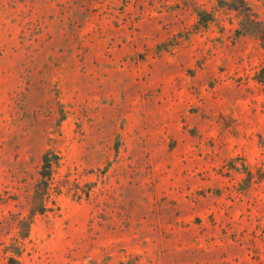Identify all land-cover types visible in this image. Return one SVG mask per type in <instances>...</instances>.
Listing matches in <instances>:
<instances>
[{
	"label": "rangeland",
	"instance_id": "rangeland-1",
	"mask_svg": "<svg viewBox=\"0 0 264 264\" xmlns=\"http://www.w3.org/2000/svg\"><path fill=\"white\" fill-rule=\"evenodd\" d=\"M16 237L20 264H264V0H0V264Z\"/></svg>",
	"mask_w": 264,
	"mask_h": 264
},
{
	"label": "trees",
	"instance_id": "trees-1",
	"mask_svg": "<svg viewBox=\"0 0 264 264\" xmlns=\"http://www.w3.org/2000/svg\"><path fill=\"white\" fill-rule=\"evenodd\" d=\"M60 160L59 155L52 152L45 153L42 158L39 177L34 187V200L31 213L22 220L25 233L20 238L23 240L29 238V231L34 216L46 214L50 210V203L55 202L53 197L55 192H57V188L59 191L62 190V188L55 185L56 174L60 168ZM34 205L37 208H34ZM15 242L16 245H13L10 249L13 255H10L8 264H20L18 258L22 254L21 247L19 246L21 242L17 237L15 238Z\"/></svg>",
	"mask_w": 264,
	"mask_h": 264
}]
</instances>
